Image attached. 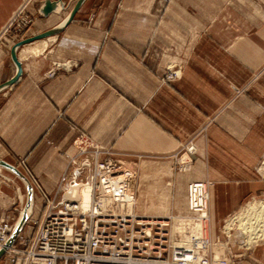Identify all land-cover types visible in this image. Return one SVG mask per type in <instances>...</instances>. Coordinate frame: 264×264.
Instances as JSON below:
<instances>
[{
    "label": "crops",
    "instance_id": "1",
    "mask_svg": "<svg viewBox=\"0 0 264 264\" xmlns=\"http://www.w3.org/2000/svg\"><path fill=\"white\" fill-rule=\"evenodd\" d=\"M45 1L58 4L46 16ZM76 3L0 0V160L32 188L27 208V184L0 167V222L14 231L26 213L19 235L33 236L45 197L70 183L79 148L98 145L154 173L192 141L178 204L185 213L187 184L209 182L214 240L230 215L264 197V0H85L67 23ZM24 6L31 26L5 33ZM53 30L16 49L21 74L8 85L13 48ZM175 65L180 77L163 83Z\"/></svg>",
    "mask_w": 264,
    "mask_h": 264
},
{
    "label": "built area",
    "instance_id": "2",
    "mask_svg": "<svg viewBox=\"0 0 264 264\" xmlns=\"http://www.w3.org/2000/svg\"><path fill=\"white\" fill-rule=\"evenodd\" d=\"M25 9L26 6L15 14L5 33L22 35L31 26L33 18ZM179 77L178 69L170 72L167 79ZM193 150L191 147L188 153L193 154ZM115 158L98 145L79 148V154L69 163L73 171L70 183L59 189L63 195L60 200L45 197L42 217L33 222V236L19 235L12 246L6 247L13 227L0 222V251L5 250L9 264H239L244 258L242 252L233 253L228 242L219 237L212 241L207 236L209 183L188 184L186 214L162 219L141 216L134 210L136 175ZM183 170L189 171L190 164L183 166ZM259 171L264 172V164ZM119 177L131 196L127 199L111 197L103 184L104 178ZM88 186L85 204L81 194ZM263 206L264 197L246 202L222 225L223 237L229 240L233 233H238L236 245L244 252L264 247L263 214L255 227L248 228L250 232L243 231L238 221L226 229L228 221L239 214H257ZM214 249L220 251L217 260Z\"/></svg>",
    "mask_w": 264,
    "mask_h": 264
},
{
    "label": "rangeland",
    "instance_id": "3",
    "mask_svg": "<svg viewBox=\"0 0 264 264\" xmlns=\"http://www.w3.org/2000/svg\"><path fill=\"white\" fill-rule=\"evenodd\" d=\"M178 69L179 68L176 65L168 67L165 71V74L161 78V81L163 83H170V82L177 80V79L168 80L167 76L169 75L170 72L177 71ZM237 93H239V91H237ZM191 147H193V149H194L193 154L196 153V147L194 146V143L192 141H190L189 143H187L186 145H184L182 147V150H180L178 154L172 156V159L170 161H172V163L174 165H172L170 168L167 165H162V167H161L162 169L159 171H156L154 173H150V172L148 173L145 171L134 172V174L136 175L135 194L137 197V202H136V206H135V208L137 210L134 209L135 213H138L141 216L155 217L158 219L168 218V217H176L177 215H183L184 214L180 210L181 206L178 204V200H179L181 193L177 192L176 177L179 175L187 174L190 172V170H191V164L190 163L192 162L191 156L193 154H189L188 150ZM103 149L105 151L107 150V151H110L111 153H113L114 158H115L116 154L113 151H111L109 149H105V148H103ZM182 152H183V154H182ZM74 157L75 156H71L68 158L69 163L71 161V158H74ZM116 157L118 158V159L115 158L116 160H120L123 164H125L124 160L120 159V157L118 155H116ZM188 163L190 164V170L185 172L183 170V166L187 165ZM263 164H264V157L262 158V160L260 161V163L257 167L258 174L264 178V172L259 171ZM126 168H129V167H126ZM69 169L72 170V167H69ZM192 182H195V181H192ZM203 182H206V181H203ZM207 183H209V182H207ZM188 184H187V186H188ZM209 186H210V183H209ZM60 188H62V187L60 186L58 188L56 196H55L56 198L58 197ZM186 189H187V187H186ZM55 197H53V198H55ZM180 199H182V197ZM57 200H59V199H57ZM185 200H186V195H185ZM44 209H45V201H44ZM44 209L42 211V214L44 212ZM186 210H187V202H186ZM42 214L40 215L39 219L42 217ZM234 214H232V215H234ZM232 215H230V217ZM39 219L34 220V221H38ZM34 221H32L31 225H32V227H34V232H35L36 226L33 225ZM209 224H210V222H209ZM221 231H222V226L217 229L216 238L219 237L222 242H224V243L228 242L230 245H232L231 250L233 251V253L238 254V253L242 252L244 254V258L238 261L239 264H242L243 261H248V264H264V259L263 260H257L256 258H254L252 256L253 252L258 248L264 252V247L257 246L254 249L249 250L247 252L238 250V244L236 245V242L239 241V236L237 235V236L233 237L234 236V233H233L232 234L233 236L231 237V239L226 240L223 237ZM216 238L213 241H215Z\"/></svg>",
    "mask_w": 264,
    "mask_h": 264
},
{
    "label": "water",
    "instance_id": "4",
    "mask_svg": "<svg viewBox=\"0 0 264 264\" xmlns=\"http://www.w3.org/2000/svg\"><path fill=\"white\" fill-rule=\"evenodd\" d=\"M84 1L85 0H77V3L75 5L70 17L68 18L67 23L70 22L73 19L74 14L79 9V7L84 3ZM57 8H58V4L57 3H53L51 1H45L44 5H43V7L41 9V13H42V15L46 16L49 13L56 11ZM58 31L59 30L49 31V32H46V33H44L42 35H38L36 37L23 40V41L19 42L13 48V50H12V58H13V61H14L15 65L17 66L18 72H17V76L14 79H12L8 83V85L13 84L17 80V78L20 76V74H21L20 65H19V63L17 61V58H16V49H18L19 47H21L23 45L30 44V43H32L34 41L41 40V39H44V38L49 37L51 35H54ZM0 167H3L5 169L13 172L14 174H16L18 177H20L27 184L28 190H29V199H28L27 208H30L31 201H32V188L30 187V184H29L28 180L19 171H17L14 167L8 165L7 163H5V162H3L1 160H0ZM26 217H27V215L25 213L22 216V218L20 219L16 229L12 232V234H11V236H10L8 242H7L6 247H10V246H12L15 243V241H16L18 235H19V232L21 231L22 227L24 226V224L26 222ZM4 254H5V250L0 251V259L4 256Z\"/></svg>",
    "mask_w": 264,
    "mask_h": 264
},
{
    "label": "bare ground",
    "instance_id": "5",
    "mask_svg": "<svg viewBox=\"0 0 264 264\" xmlns=\"http://www.w3.org/2000/svg\"><path fill=\"white\" fill-rule=\"evenodd\" d=\"M103 184L106 188V190H109L111 193V197H116V198H122V199H127L130 196V194H127L126 193V188H125V184L123 182V178L122 177H119V178H115V179H108V178H104L103 180ZM89 191H90V187H86L85 189L82 190V197H83V200L85 201L84 203L87 204L88 202V198H89ZM186 194H187V189H186ZM209 200H210V197H209ZM135 210H137L135 208ZM152 212V211H151ZM187 213V210L184 214ZM264 215V206L262 207V209H260V213H257V214H252L251 215H247V216H243V215H238L235 220H230L228 221V223L226 224V229L227 228H231L234 224V221H238V226L243 230V231H248L250 232V230L248 229L249 227H255L256 223L260 220V218H263L261 215ZM210 215V214H209ZM243 217L246 219H243ZM246 222V223H245ZM264 230V225H263V228ZM255 230V229H253ZM207 232V236L208 238L210 237L209 235V226L206 230ZM238 234V233H237ZM211 239V237H210ZM251 237L248 238V241H250ZM213 241V239H212ZM216 241V240H215ZM216 249V248H215ZM214 249V251H215ZM219 250H216L215 251V254H214V259L217 260L220 255H219Z\"/></svg>",
    "mask_w": 264,
    "mask_h": 264
}]
</instances>
